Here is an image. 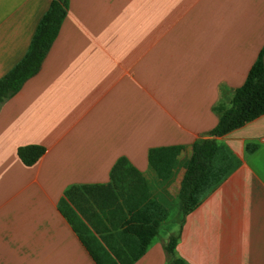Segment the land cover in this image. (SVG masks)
<instances>
[{"label":"crops","instance_id":"obj_1","mask_svg":"<svg viewBox=\"0 0 264 264\" xmlns=\"http://www.w3.org/2000/svg\"><path fill=\"white\" fill-rule=\"evenodd\" d=\"M50 1L0 0V77L27 50ZM182 4L213 6L220 24L199 30L197 70L181 78L176 95L151 99L142 136L139 102L126 103L138 96L110 76L109 47H97L106 62L93 73L94 47L64 36L90 5L69 0L39 71L0 102V264H97L79 234L116 264H169L170 234L174 255L187 264H264V113L215 137L210 167L180 221L138 256L137 236L126 231L127 222L170 217L192 143L216 124L213 106L228 104L264 45V0ZM28 144L44 147L31 165L17 155ZM74 185L80 190L69 200L64 193ZM61 198L81 231L59 209Z\"/></svg>","mask_w":264,"mask_h":264},{"label":"rangeland","instance_id":"obj_2","mask_svg":"<svg viewBox=\"0 0 264 264\" xmlns=\"http://www.w3.org/2000/svg\"><path fill=\"white\" fill-rule=\"evenodd\" d=\"M86 1L90 5L86 6L84 19L74 23L75 34H71L70 21L64 36L73 45L94 47L93 73L100 72L106 62L107 53L98 52L97 47H109L110 76L124 78L126 92L137 94L136 101L126 103L128 107L129 103L139 102L134 112L144 136L150 126L151 99L161 103L169 91L174 95L181 91V78L198 68L199 30L215 28L220 22L213 20V6L184 5L182 0H175L174 5H154L153 0ZM175 202L159 234L179 221Z\"/></svg>","mask_w":264,"mask_h":264},{"label":"trees","instance_id":"obj_3","mask_svg":"<svg viewBox=\"0 0 264 264\" xmlns=\"http://www.w3.org/2000/svg\"><path fill=\"white\" fill-rule=\"evenodd\" d=\"M68 3L69 0L50 1L48 8L38 21L27 50L0 77V102L17 92L28 78L39 71L66 16ZM213 110L217 114L216 124L206 132V137L198 138L192 143L191 153L184 162V173L175 202L176 213L180 216L179 221L182 213L188 208L195 189L202 183L210 167L216 146L215 137L240 127L264 113V45L250 66L243 83L232 90L228 104L219 102L213 106ZM43 152L44 147L38 144H28L17 148V155L25 165L33 164ZM79 190L80 188L74 185L64 194L72 200L73 194ZM59 209L75 230L81 231L85 228L75 212L65 202V198L59 201ZM165 217L166 213L160 214L147 224L127 222L126 231L137 236L139 250L136 256L145 250L150 239L157 234ZM79 237L97 264H116L108 256L99 253V248L92 238H85L80 234ZM175 244L176 236L170 234L164 244L168 263L187 264L183 259L174 255Z\"/></svg>","mask_w":264,"mask_h":264}]
</instances>
